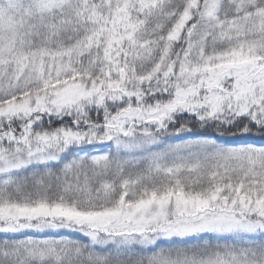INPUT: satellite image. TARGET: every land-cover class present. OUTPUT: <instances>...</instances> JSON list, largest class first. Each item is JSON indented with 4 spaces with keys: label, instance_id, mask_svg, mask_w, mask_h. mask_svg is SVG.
Listing matches in <instances>:
<instances>
[{
    "label": "snow or ice",
    "instance_id": "obj_1",
    "mask_svg": "<svg viewBox=\"0 0 264 264\" xmlns=\"http://www.w3.org/2000/svg\"><path fill=\"white\" fill-rule=\"evenodd\" d=\"M0 264H264V0H0Z\"/></svg>",
    "mask_w": 264,
    "mask_h": 264
}]
</instances>
